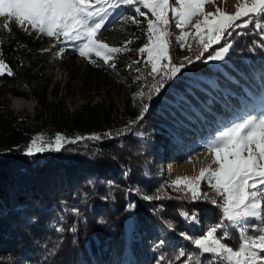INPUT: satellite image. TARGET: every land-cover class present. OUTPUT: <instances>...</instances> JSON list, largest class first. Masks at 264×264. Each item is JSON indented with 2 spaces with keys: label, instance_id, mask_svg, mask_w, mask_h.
<instances>
[{
  "label": "trees",
  "instance_id": "obj_1",
  "mask_svg": "<svg viewBox=\"0 0 264 264\" xmlns=\"http://www.w3.org/2000/svg\"><path fill=\"white\" fill-rule=\"evenodd\" d=\"M260 34L251 26L236 29L225 36L233 46L217 67L204 62L208 53L189 64L185 69L199 76V89L190 90L192 79L187 81L186 76L168 83L163 101L145 113L139 127L150 133L152 141L156 139L154 146L116 131L121 122L116 116H106L104 127L95 131L101 139L76 140L75 131L86 128L80 111L59 112L44 102L49 70L59 65L53 48L40 51L41 45L31 36L1 27L0 58L13 74L0 75V97L34 98L40 105L37 127L76 142L59 151L28 155L22 147L29 141L25 135L29 130L5 129L0 141V264H157L161 255L162 264H181L179 250L197 253L179 233L199 236L222 219L211 203L219 198L212 190L201 192L209 194L207 200L185 197L166 185L149 159L158 161L162 143L188 141L190 135L213 125L215 117L232 120L245 103H264ZM40 83L44 86L38 89ZM84 110L90 111L88 103ZM152 149L156 154H150ZM129 188L139 189V194H126ZM143 195L162 199L145 200ZM129 203L135 207L129 210ZM181 211L197 213L198 226L184 220ZM165 221L175 224V232L164 226ZM229 231L227 242L236 246L239 234ZM209 257L200 253L193 264H209Z\"/></svg>",
  "mask_w": 264,
  "mask_h": 264
},
{
  "label": "snow or ice",
  "instance_id": "obj_2",
  "mask_svg": "<svg viewBox=\"0 0 264 264\" xmlns=\"http://www.w3.org/2000/svg\"><path fill=\"white\" fill-rule=\"evenodd\" d=\"M207 2L208 0H175L172 5L170 0H0V17L14 18L19 26L30 25L33 30L55 38L60 43L71 42L78 48L80 56L91 57L94 54L102 57L103 63L114 69L115 63L109 64V61L118 53L132 51L128 47L132 40L127 41L123 47L109 46L98 34L102 29L106 30L110 10L134 6L133 16L128 17V20L133 24H140L141 21L136 16L145 18L147 42L138 52L147 54L149 75L154 80L148 92L141 90L138 97L143 99L146 96L151 101L161 93L167 82L177 78L187 64L193 63L192 58L184 57L177 64L170 57L169 11L175 18L176 27L181 29V34L177 37L180 46H184L190 35L197 41L198 50L194 57L196 61H201L205 53H208V61L225 60L233 46L231 43L225 41L219 50H209L213 45H219L225 34L231 36L236 29H249L251 26L258 34L264 32V0H243L234 14L219 10L215 14L206 13L204 5ZM197 16L202 19L192 25L195 32H185L184 28ZM4 28L10 31L8 24ZM260 45L264 46V37H261ZM188 47L191 51L192 45L189 44ZM59 51L63 52V49L60 48ZM5 72L13 74L3 58H0V75ZM136 79L139 80L140 77L137 76ZM200 87L199 78H194L189 85L190 90ZM179 101H183V97H179ZM148 111L149 104L142 103L138 119H143ZM81 139L84 137H76V140ZM87 139L99 140L101 137L93 135ZM63 140L60 135L56 136V151L62 147ZM76 140L72 142L75 143ZM35 144L36 141H32V145ZM204 146L212 155V163L216 167L210 165L201 169L196 177H177L172 181V186L183 192L185 197L190 194L193 201L202 198L207 200L209 194L200 191L201 181L206 180L215 196L222 201L218 203L217 199H211V203L220 210L222 219L203 230L199 236L179 233L189 239L198 250L192 254L179 250L178 257L184 258L181 264H193L195 256L200 253L210 254L209 264H264V255H261L264 253V109L256 114L248 112L243 118L218 128ZM34 151H44V147H29L27 154L32 155ZM133 191L139 194V189L131 188L126 190V194ZM142 198L162 199L159 195H143ZM134 207L133 203L127 206L129 210ZM179 215L193 226L199 223V215L195 212L181 211ZM164 226L175 232L172 221H165ZM229 229L239 234L236 246L227 242L231 239ZM159 243L162 246L165 242L161 240ZM164 260L165 257L161 255L157 264H162Z\"/></svg>",
  "mask_w": 264,
  "mask_h": 264
},
{
  "label": "rangeland",
  "instance_id": "obj_3",
  "mask_svg": "<svg viewBox=\"0 0 264 264\" xmlns=\"http://www.w3.org/2000/svg\"><path fill=\"white\" fill-rule=\"evenodd\" d=\"M242 2L243 0H208L204 5V11L215 14L219 10L227 14H234ZM174 3L175 0H170V4L174 5ZM133 8L134 6H121L115 11L110 10L106 20V30L102 29L98 34L99 38L103 42L108 43L109 46L123 47L127 41L132 40V44L128 46L132 51L118 53L109 61V64L115 63L116 67L114 69L104 64L102 57H96L94 54L91 57L80 56L78 48L71 42L60 43L55 38L33 30L30 25L19 26L14 18L0 17V28L8 24L10 31L22 32L24 35L31 36L32 40L41 45L40 51L46 50L48 47L53 48L59 65L49 70V82L45 86L40 83L37 88L40 89L44 86L43 98L46 106L50 104L49 109L54 106V109L59 112L63 108L69 112L80 111V117L86 128L84 130H76V137L87 138L93 136L96 130L104 127V118L106 116H109V118L116 116L121 119L120 126L114 127L116 131L129 132L133 136L151 142L156 146V139L152 141L150 133L139 129L143 119H138V117L142 103L149 104V109H151L157 103L163 101L164 95L162 93L167 90L170 81L165 84V88L153 100L149 101L146 96L143 99L138 97V93L141 90L145 93L148 92L149 86L154 83V80L149 75L150 65L147 63V54L138 52V49L147 42L145 18L136 16V19H139L141 23H131L128 17L133 16ZM148 15L150 16V13ZM198 19H202V17H193L191 23L184 28V31L194 33L195 29L192 25ZM168 31L169 52L173 61L179 64L184 60V57H189L195 62L194 57L198 50L197 41L190 35L186 38L184 46H180L177 37L180 36L181 29L176 27L175 18L171 11H169ZM259 36L260 38L264 37V33ZM225 38L221 40L219 45H213L212 51L213 49L219 50L225 43ZM189 44L192 45L191 51H189ZM60 48L63 49V52L59 51ZM204 62L212 67H217L221 61H208L205 58ZM128 65H131V67H128ZM185 68L182 69L181 74L177 78L186 76L187 81H191V79L199 77L198 75L193 76ZM137 76L140 77L139 80L136 79ZM156 79L158 80L159 77H156ZM14 100H22L26 105L24 108L16 109L12 105ZM86 103L90 105V111L84 110ZM39 107V103L34 98L25 99L12 95L0 97V141L3 140V136L7 132L5 129L8 126L10 128L23 127L29 130L25 131L29 141L22 147L26 154L29 147H44V151H34L33 154L45 153L56 149L55 139L57 135L64 138L62 146L76 139H69L62 133H55L49 129L38 128V121L35 116ZM262 109H264V103H245L238 117L231 121L243 118L248 112L256 114ZM212 120L213 125L203 127L202 133L196 132L190 135L188 141L182 144L177 140H173L167 145L162 143L158 153L159 160L149 159L150 165L157 169L158 175L166 181V185H172V181L177 177H196L201 169L208 168L210 165L213 168L216 167L212 163V155L204 145L218 128L231 121L220 122L217 118ZM133 121L135 123H132ZM161 137H164L165 140L167 139L166 135H161ZM32 141H36L35 146L32 145ZM154 150L152 149L150 152L151 155L156 154ZM201 158L202 160H200ZM207 190L212 189L206 180L201 181L200 191ZM218 203H222V201ZM261 255H264V253Z\"/></svg>",
  "mask_w": 264,
  "mask_h": 264
},
{
  "label": "bare ground",
  "instance_id": "obj_4",
  "mask_svg": "<svg viewBox=\"0 0 264 264\" xmlns=\"http://www.w3.org/2000/svg\"><path fill=\"white\" fill-rule=\"evenodd\" d=\"M12 105L16 109H20V108H24V106L26 105V103L24 101H22V100H14ZM200 160H202V158Z\"/></svg>",
  "mask_w": 264,
  "mask_h": 264
}]
</instances>
